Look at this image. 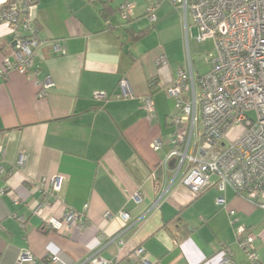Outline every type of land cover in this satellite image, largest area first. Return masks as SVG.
<instances>
[{"label":"crops","instance_id":"1","mask_svg":"<svg viewBox=\"0 0 264 264\" xmlns=\"http://www.w3.org/2000/svg\"><path fill=\"white\" fill-rule=\"evenodd\" d=\"M122 1L36 0L40 35L66 53L42 46L34 57L36 75L0 74V264H27L17 262L22 250L37 264H49L52 253L58 264H80L93 254L143 264L132 256L138 247L151 264H218L225 247L236 264H252L236 241L240 225L250 230L264 264L262 209L229 188L224 207L216 204L215 187L193 196L173 178V162H165L169 117L176 111L165 87L184 65L179 11L162 3L151 23L147 0H131L133 15L123 22ZM168 14L174 21L169 32ZM12 47L13 35L0 24V68L4 58L12 59ZM161 55L166 66L157 65ZM47 77L53 85L39 97L38 83ZM122 78L130 87L125 98L119 96ZM96 91L106 98L95 99ZM147 95L153 111L140 102ZM157 138L162 144L153 150ZM20 156L23 165H17ZM55 175L63 177L56 200L33 214L42 198L35 184ZM69 209L89 225L45 228L49 217ZM122 210L129 214L125 225L117 215Z\"/></svg>","mask_w":264,"mask_h":264},{"label":"built area","instance_id":"2","mask_svg":"<svg viewBox=\"0 0 264 264\" xmlns=\"http://www.w3.org/2000/svg\"><path fill=\"white\" fill-rule=\"evenodd\" d=\"M162 1L147 0L145 15L149 22L155 21V12ZM172 3L182 9L185 30L189 28L190 17L195 39L198 42L211 39L214 53L206 58L208 70L204 74H195L189 64L188 69L179 68L176 77L165 87L176 108L169 117L172 130L165 162H173V178L187 186L193 196L215 187L220 193L216 204L224 207L225 191L229 188L255 202L264 213V0H172ZM0 4H5L0 10V24L13 35L12 59L4 58L1 75L12 69L36 75L34 57L39 47L48 46L60 55L66 53L58 41L40 35L34 17L36 0H0ZM134 8L131 0H123L118 6L120 19L129 20ZM157 65H167L164 55L158 57ZM38 85V96L44 97L53 83L47 77ZM118 88L120 97L130 96L126 79L119 80ZM93 97L103 100L106 94L96 91ZM140 102L153 111L150 95L142 97ZM235 127L241 131L229 139V132ZM161 144L157 138L151 147L158 150ZM23 163L24 156H20L17 165ZM62 182L63 177L55 175L35 184L42 198L32 209L33 214L38 215L56 200ZM135 198L139 199V194ZM117 215L124 225L129 220L126 211ZM109 217L106 213L105 218ZM18 220L22 221L20 217ZM88 225L82 214L72 209L60 218L49 217L44 222L45 228L55 231ZM106 239L110 243L115 236ZM236 241L252 264H261L254 238L246 226L237 227ZM143 254L144 248L138 247L132 256H140L143 264H151ZM17 262L37 264V259L30 251L22 250ZM48 263L58 264V256L49 254ZM80 264L117 262L93 254ZM218 264H236L228 248L221 249Z\"/></svg>","mask_w":264,"mask_h":264},{"label":"rangeland","instance_id":"3","mask_svg":"<svg viewBox=\"0 0 264 264\" xmlns=\"http://www.w3.org/2000/svg\"><path fill=\"white\" fill-rule=\"evenodd\" d=\"M166 2H172V0H163L162 3ZM171 4V3H170ZM1 5V4H0ZM174 6V5H173ZM177 9L181 16V40L183 42V52H184V65L186 69L189 68V64L191 68L193 69V72L197 75H202L208 70V64L206 61V58L209 53H214V45L213 41L211 39H207L202 42H198L194 34L192 33V22L190 17H188V25L189 28L185 30L184 24H183V13L182 9L178 7V5H175L174 7ZM173 13V12H172ZM172 14H168L167 20L169 21L167 24L168 32L171 28H173L174 21H172L171 17ZM174 29H172L173 32ZM173 37L170 36V39ZM200 120L198 121V123ZM200 125V124H199ZM241 131V128L235 127L229 132V139H234L239 132Z\"/></svg>","mask_w":264,"mask_h":264},{"label":"trees","instance_id":"4","mask_svg":"<svg viewBox=\"0 0 264 264\" xmlns=\"http://www.w3.org/2000/svg\"><path fill=\"white\" fill-rule=\"evenodd\" d=\"M5 7V4H1L0 5V10L3 9ZM128 21V20H127Z\"/></svg>","mask_w":264,"mask_h":264}]
</instances>
